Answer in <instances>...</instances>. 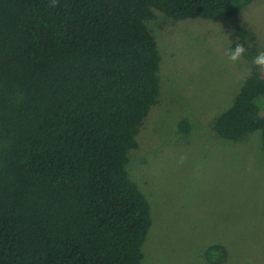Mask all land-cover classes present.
Segmentation results:
<instances>
[{"label": "trees", "instance_id": "1", "mask_svg": "<svg viewBox=\"0 0 264 264\" xmlns=\"http://www.w3.org/2000/svg\"><path fill=\"white\" fill-rule=\"evenodd\" d=\"M253 1L0 0V264H144L151 205L127 166L163 90L147 22L228 18ZM235 34L252 67L215 129L259 130L264 144V48Z\"/></svg>", "mask_w": 264, "mask_h": 264}, {"label": "rangeland", "instance_id": "2", "mask_svg": "<svg viewBox=\"0 0 264 264\" xmlns=\"http://www.w3.org/2000/svg\"><path fill=\"white\" fill-rule=\"evenodd\" d=\"M162 56V96L130 153L128 171L151 205L144 264H264V144L261 131L241 140L218 135L215 120L230 107L251 70L229 59L235 29L245 26L264 48V0L228 18L147 22ZM187 119L189 132L179 129ZM227 257L209 259L211 245Z\"/></svg>", "mask_w": 264, "mask_h": 264}, {"label": "clouds", "instance_id": "3", "mask_svg": "<svg viewBox=\"0 0 264 264\" xmlns=\"http://www.w3.org/2000/svg\"><path fill=\"white\" fill-rule=\"evenodd\" d=\"M244 51H245L244 46L241 44H237L235 48L229 50V53H228L229 59L233 61L237 60L238 58L242 56ZM253 62L257 65L264 66V52L259 53L255 57Z\"/></svg>", "mask_w": 264, "mask_h": 264}]
</instances>
